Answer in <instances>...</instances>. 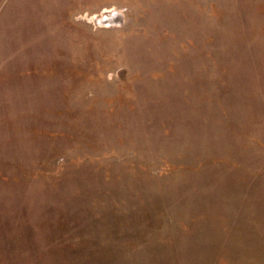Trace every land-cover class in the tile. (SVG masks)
Masks as SVG:
<instances>
[{
	"label": "rangeland",
	"instance_id": "obj_1",
	"mask_svg": "<svg viewBox=\"0 0 264 264\" xmlns=\"http://www.w3.org/2000/svg\"><path fill=\"white\" fill-rule=\"evenodd\" d=\"M0 264H264V0H0Z\"/></svg>",
	"mask_w": 264,
	"mask_h": 264
},
{
	"label": "water",
	"instance_id": "obj_2",
	"mask_svg": "<svg viewBox=\"0 0 264 264\" xmlns=\"http://www.w3.org/2000/svg\"><path fill=\"white\" fill-rule=\"evenodd\" d=\"M115 17H120V13L119 11H112L106 15H103L100 19H98V22H102L104 24H106L107 21L114 19Z\"/></svg>",
	"mask_w": 264,
	"mask_h": 264
}]
</instances>
